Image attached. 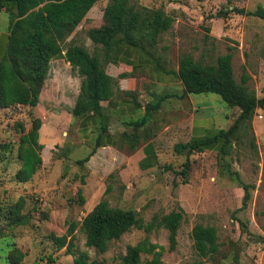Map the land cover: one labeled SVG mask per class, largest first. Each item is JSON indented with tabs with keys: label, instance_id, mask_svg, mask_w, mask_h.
<instances>
[{
	"label": "rangeland",
	"instance_id": "374dc122",
	"mask_svg": "<svg viewBox=\"0 0 264 264\" xmlns=\"http://www.w3.org/2000/svg\"><path fill=\"white\" fill-rule=\"evenodd\" d=\"M107 2L100 0L89 11L78 27L83 28L76 35L79 39L86 38L88 28L102 24ZM134 2L140 7L161 9L173 20L157 47V53L168 60L167 67L177 68L179 57L184 54L204 64H215L219 56L230 53L234 79L239 83L246 75L247 85L256 97H264V20L246 15L264 8V0ZM232 8L242 9L244 14L231 12ZM223 9L229 10L224 18L219 15ZM8 27V15L0 12V33L8 31ZM84 42L93 53L91 41ZM53 89L45 87L38 108L36 105L0 110V207L22 198L21 214L25 220L23 225L10 227L1 218L0 264H9L6 256L14 248L23 254L19 264H74L73 256L65 248L57 250L50 237L66 235L71 225L75 236L72 250L87 253L89 260L100 264H119L127 246L144 240L163 248L160 257L164 264H191L197 260L207 264H264V110L256 111L252 130L234 143L225 157L213 151L194 154L187 183L179 175L184 159H175L173 152L166 155L171 170L161 175L158 171L160 176L154 181L131 169L114 171L112 179L83 170L76 161L84 158L89 149L71 147V128L68 131L65 125L59 132L65 144L55 148L41 144L40 169L30 181L19 183L14 175L20 167L17 158L20 136L29 131L32 119L43 116L48 123L54 112L67 108L54 102ZM79 90L78 86L67 90L71 100ZM57 92L61 96L65 91L57 87ZM193 102L201 108L200 116L214 118L216 128L220 129L229 127L226 114L232 123L239 112L237 108L231 110L215 94L195 95ZM43 135L47 139L49 134ZM38 142L41 143L39 139ZM102 199L112 208L135 211L145 223L155 215L181 209L184 217L175 249L169 251L168 231L163 228L150 233L131 229L112 241L103 254L86 247L80 224ZM195 224L212 226L217 231L219 250L211 259L198 257L193 249L191 229ZM141 258L151 257L143 254Z\"/></svg>",
	"mask_w": 264,
	"mask_h": 264
},
{
	"label": "trees",
	"instance_id": "16d2710c",
	"mask_svg": "<svg viewBox=\"0 0 264 264\" xmlns=\"http://www.w3.org/2000/svg\"><path fill=\"white\" fill-rule=\"evenodd\" d=\"M99 1L0 0V12H5L9 18L5 48L0 52V110L35 107L48 77L50 62L58 58L68 62L72 71L81 78L80 90L70 111L74 118L89 112L98 113L101 102H112L120 94L117 79L108 76L104 70V64L118 46L128 45L146 50L156 60L157 66L163 69L160 58L156 57L157 47L161 35L170 29L173 20L161 9L140 7L134 0H108L103 9L102 24L85 31L94 47L92 54L83 43L75 42L78 31L83 30H78V27ZM228 11L223 9L219 15L224 18ZM230 11L244 14L242 9L232 8ZM246 15L264 20V8L259 7ZM72 35L70 41H67ZM172 73L181 82L183 95L215 94L231 110L237 108L239 111L227 129L218 130L210 137L174 145L172 152L175 153V159H184L179 175L183 177V183H187L192 156L213 151L222 158L225 157L233 144L245 138L252 130L251 123L256 111L264 110V97H256L255 92L247 85L246 75L242 76L239 83L234 79L230 53L219 56L215 64H204L195 61L188 54L181 55L177 71ZM126 76L127 74H121L119 78ZM125 95L133 97L131 93ZM160 101L157 99L156 103H148L145 106V115L140 121L125 125L131 131L122 134L123 141H135L138 144L141 139H145V133H138V130L147 123L152 112L159 108ZM41 124L40 119H32L29 131L20 136L17 149L20 167L14 175L19 183L30 181L41 167L40 151L43 147L38 142ZM90 156L91 154L76 161L77 165L84 170L83 164ZM170 170L169 164L159 172L164 174ZM107 178L112 179L113 173ZM80 203H83L81 196ZM23 204L21 198L15 204L0 207V220H6L10 227L23 225ZM183 217V211L177 209L166 215H155L150 222L145 223L135 211L112 208L107 200L102 199L85 215L79 229L85 236L86 247L103 254L112 241L120 239L131 229L150 233L163 228L168 231L169 251H173ZM262 229L264 230V223ZM73 231L74 225H71L66 235H50L56 249L65 248L67 254L73 256L74 264H100L96 260H89L87 253L72 250L75 239ZM191 238L198 257L211 259L217 255L219 244L214 227L195 224L191 229ZM162 250V247L144 240L127 246L119 264H164L160 257ZM143 254L151 258L142 260ZM22 258L23 254L14 248L9 251L6 261L9 264H19ZM191 264L207 263L197 260Z\"/></svg>",
	"mask_w": 264,
	"mask_h": 264
},
{
	"label": "crops",
	"instance_id": "0c3cea01",
	"mask_svg": "<svg viewBox=\"0 0 264 264\" xmlns=\"http://www.w3.org/2000/svg\"><path fill=\"white\" fill-rule=\"evenodd\" d=\"M85 39L89 40L87 37H76L75 42L87 47ZM6 40L7 31L0 33V52L4 50ZM156 57L160 58L163 69L140 47L120 45L115 48L104 64V70L108 76L117 79L120 94L112 102H101L98 113L89 112L77 118L72 117L70 111L79 91L71 100V93L67 90L76 89L77 86L80 89L81 78L63 58L52 60L37 108L42 103L46 86L55 88L51 92L54 102L67 108L60 113L54 112L48 118V123L46 117H39L42 123L38 132L40 144L52 148L62 147L66 141L62 140L59 132L65 125L68 131L71 128V147L89 149L86 156H91L83 164L84 170L107 177L116 170L131 169L145 174L149 180H156L158 171H163L165 163L168 164L166 155L173 151L175 144L210 137L221 130L216 128L214 118L204 114L200 116L201 108L193 102L195 95H183L181 82L172 73L177 71L178 66L171 69L166 66L168 60L165 56L157 53ZM100 58L103 60L102 56ZM121 74L127 76L119 78ZM57 87L65 91L61 96ZM125 93H131L133 97ZM157 99L161 100L159 108L152 112L147 123L138 130V133H145V139H141L138 144L135 141H123L122 134L131 131L125 125L140 121L145 115V106L151 102L156 103ZM226 115L229 126L231 120ZM45 132L49 134L47 139L43 135Z\"/></svg>",
	"mask_w": 264,
	"mask_h": 264
}]
</instances>
